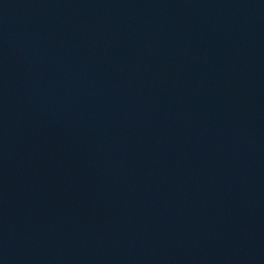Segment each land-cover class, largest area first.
<instances>
[{"label":"water","instance_id":"water-1","mask_svg":"<svg viewBox=\"0 0 264 264\" xmlns=\"http://www.w3.org/2000/svg\"><path fill=\"white\" fill-rule=\"evenodd\" d=\"M0 264H264V0H0Z\"/></svg>","mask_w":264,"mask_h":264}]
</instances>
